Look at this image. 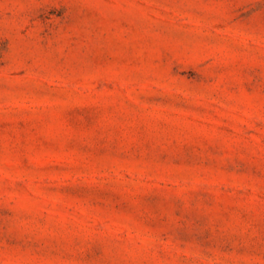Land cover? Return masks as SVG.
<instances>
[{"label": "rangeland", "instance_id": "rangeland-1", "mask_svg": "<svg viewBox=\"0 0 264 264\" xmlns=\"http://www.w3.org/2000/svg\"><path fill=\"white\" fill-rule=\"evenodd\" d=\"M0 264H264V0H0Z\"/></svg>", "mask_w": 264, "mask_h": 264}]
</instances>
